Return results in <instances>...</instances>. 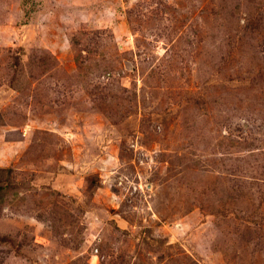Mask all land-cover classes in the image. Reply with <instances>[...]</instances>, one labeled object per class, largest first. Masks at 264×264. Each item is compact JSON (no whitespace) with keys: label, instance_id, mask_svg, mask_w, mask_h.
Listing matches in <instances>:
<instances>
[{"label":"rangeland","instance_id":"1","mask_svg":"<svg viewBox=\"0 0 264 264\" xmlns=\"http://www.w3.org/2000/svg\"><path fill=\"white\" fill-rule=\"evenodd\" d=\"M9 181L0 264H264V0H0Z\"/></svg>","mask_w":264,"mask_h":264},{"label":"trees","instance_id":"2","mask_svg":"<svg viewBox=\"0 0 264 264\" xmlns=\"http://www.w3.org/2000/svg\"><path fill=\"white\" fill-rule=\"evenodd\" d=\"M19 64V58H14V65H18ZM19 189V185L13 182H5V184H1L0 182V195H5L7 193H11L14 190H18ZM1 239H7L6 237H2Z\"/></svg>","mask_w":264,"mask_h":264},{"label":"built area","instance_id":"3","mask_svg":"<svg viewBox=\"0 0 264 264\" xmlns=\"http://www.w3.org/2000/svg\"><path fill=\"white\" fill-rule=\"evenodd\" d=\"M122 183L120 182L119 185H121ZM128 185H129V189H131L132 192H136L138 189L141 190V186L138 185V186H135L133 185L132 183L128 182ZM130 191V192H131Z\"/></svg>","mask_w":264,"mask_h":264}]
</instances>
